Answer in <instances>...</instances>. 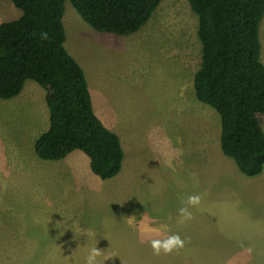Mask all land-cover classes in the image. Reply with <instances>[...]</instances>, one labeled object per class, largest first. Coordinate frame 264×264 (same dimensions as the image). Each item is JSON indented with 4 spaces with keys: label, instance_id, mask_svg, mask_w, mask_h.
Masks as SVG:
<instances>
[{
    "label": "rangeland",
    "instance_id": "1",
    "mask_svg": "<svg viewBox=\"0 0 264 264\" xmlns=\"http://www.w3.org/2000/svg\"><path fill=\"white\" fill-rule=\"evenodd\" d=\"M22 15L11 0H0V23L19 20ZM71 15L79 25L67 28L66 48L85 71L96 115L120 137L126 160L133 157L132 163L127 161L121 176L113 179L102 180L90 170V183L80 182L91 190L108 191L84 189L80 193L75 187L66 194L63 187L50 196H40L31 182H27L30 186L20 185L22 156L18 153L38 158L29 142L22 146V132L28 141L48 129L47 92L29 80L18 97L0 99V264H85L87 250L93 247L112 256L105 264H264V232L259 234L264 227V194L263 202L213 207L212 214L196 222L197 230L203 228L204 243L170 254L155 255L140 230L132 226L143 219L170 224L185 221L192 226L194 219L180 216L182 207L174 197L168 203L160 195L149 194L143 173L148 170L157 175L149 178L156 182L166 178L162 173L176 174V181L166 187L179 195L186 186L189 194L193 170L201 157L195 148L206 138V112L209 118L212 114L217 118L221 132L220 116L198 101L194 79L187 77L188 63L194 70L202 63L199 19L189 0H162L148 24L128 36L96 31L67 1L64 23ZM259 33L264 63V16ZM27 87H33V92L25 93ZM78 156L89 163L80 151L68 157ZM38 162L42 160L38 158ZM59 179L64 186L66 177ZM180 179L185 186L178 183ZM208 200L203 207L213 203ZM250 210L251 217H247ZM132 217L136 223H130ZM22 222L42 223L43 228L23 231ZM50 222L67 225L44 228ZM76 223L83 227H75ZM22 237L41 239L40 243H49L48 249L44 251L41 244L26 245L22 255ZM70 237L76 243L69 247ZM68 247L76 253L67 256ZM81 248L85 255L79 256Z\"/></svg>",
    "mask_w": 264,
    "mask_h": 264
},
{
    "label": "trees",
    "instance_id": "2",
    "mask_svg": "<svg viewBox=\"0 0 264 264\" xmlns=\"http://www.w3.org/2000/svg\"><path fill=\"white\" fill-rule=\"evenodd\" d=\"M11 1L23 15L0 24V99L18 97L29 80L38 83L47 92L50 127L35 143L37 156L60 161L80 151L94 175L115 178L125 152L96 115L85 71L66 48V2L96 31L128 36L148 24L162 0ZM189 2L202 45L196 97L220 116L223 154L247 177H258L264 172V0Z\"/></svg>",
    "mask_w": 264,
    "mask_h": 264
},
{
    "label": "crops",
    "instance_id": "3",
    "mask_svg": "<svg viewBox=\"0 0 264 264\" xmlns=\"http://www.w3.org/2000/svg\"><path fill=\"white\" fill-rule=\"evenodd\" d=\"M75 19L77 18L74 15H71L69 17V21L64 23L65 30H67L69 26L79 25V23ZM66 41H68L67 36H66ZM187 67L191 68V70L188 69L187 77L190 79V81H192V79H194L195 74L198 72L199 69L194 70L191 64L189 63ZM24 89H25V86H24ZM33 89H34L33 87H27L25 90V93H32ZM45 113H46V110H44L43 115ZM205 114H206L205 118L208 123H205L207 126L204 125L205 127H203V131H204V134L206 135V138L200 140L201 142H197L198 145L195 148L196 149L195 154L201 153L200 154L201 157L199 161L196 162L198 167L193 170L194 174H193V179L191 183V190L188 192L189 194H187L186 192V186L184 185V181L182 179H180L178 183L182 186H185L184 190L181 189L182 191H184V194H179V195L171 194L170 188L166 187L168 182L176 181L175 179L178 176L176 174L171 175L168 173H162L166 178L164 179L158 178L156 182L155 179L149 180V178L155 177L157 175H154V176L150 175L151 173L148 172V170L147 172L143 173L144 177L148 178L147 179V189L149 190V194H152L154 196L160 195L164 197V200H166L168 203H169V199L171 197H174L175 201L181 207H188L189 211L192 213V219H194V222L192 226L191 225L188 226L186 225V223H184L185 221L177 222V223L172 222L170 224V223H162L160 221L158 222V221L150 220V219H143L142 221L138 222L136 225L133 224L132 226H135L136 230H140L142 238L146 240V244H150V241L154 238L163 239L168 235L178 233L182 239H185L186 241L185 246H193V245L196 246V244L201 245L204 243L203 228H199L197 230L196 222L203 219L204 217L207 218L209 214H212L214 212L213 207H218L221 204L224 207L230 208L231 205L232 206L240 205L243 203V201L246 204L263 202L262 198L264 194V172L262 173V175L255 177V178L247 177L239 170V168H236L234 164H232L228 160L229 157L225 158L224 157L225 155L224 154H223L224 156L222 155L223 152L221 150V146H219L218 144V140L221 136V132H219V129L217 128V123L219 127V122L217 121V118L213 116V114L210 115V118L207 112ZM47 121H48V116L46 118V122ZM49 127H50V112H49ZM48 129L44 131V133L47 132ZM44 133L35 134L34 132L35 135L30 137L29 140L27 141V139L25 138V133L23 131L22 132V146L23 144L24 146H26L29 142V144H31V147L35 149L36 141ZM0 143H3L1 139H0ZM124 152H125V158H124L123 168L120 174L124 172V167L126 166L127 161L128 163L131 164L132 163L131 161L133 159L132 157V159L127 158L126 160L125 149H124ZM18 156L19 157L22 156V173L19 175L20 185H21V182L27 185H29L27 182H31L34 186V189L36 188V192L40 196H50L53 194V192H56V190L63 189V187L66 188L67 190L66 194L68 191H70V189H73L75 187L77 189V192H80V193L83 192L84 189H87L94 193H100V192H104L105 190H107V189H102V191L91 190L87 186L86 183L84 185L80 184V182H83L82 180L88 181L87 183H90V181L92 180L91 172H90L91 170L90 161L89 163H87L86 160L83 158V156H78L74 158L66 157L65 159L60 160V161L42 160V162H38V158H39L38 156H37L38 158H36L35 156L24 157L23 153L21 155L20 152L18 153ZM26 162H28V164ZM179 164H185V163L180 162ZM28 170L29 172H27ZM181 170H184V169L181 168ZM59 176L61 178L66 177V183L64 186L60 184ZM132 178H135V176H132ZM51 186L54 188L49 189V187ZM197 191H198V194H197ZM23 193L24 191L22 189V194ZM112 194L113 192H110L109 195H112ZM192 195H199L201 197V202L197 207H190L186 203L187 198ZM204 199L205 200L209 199L207 202L208 204H209V201H212V200H213V203L210 205H205L203 207L204 202H205ZM28 208L30 207H27L24 209H28ZM169 211L173 213L172 210H169ZM247 217H251V210ZM136 222L137 221L134 220V217H132L130 223H136ZM65 225H67V223L50 222V223H47L44 228L53 230V229H59L61 227H64ZM42 226H43L42 223L26 224L22 222L23 231L27 229L43 228ZM75 227L81 228L83 226H81V224L79 223H76ZM263 232H264V227L259 232V234ZM250 235L252 234L250 233ZM137 236L138 234L135 235V238ZM70 239H68L67 241V244L69 247L71 246V243H72V246H74V244L76 243L75 239H71V242H70ZM40 241L41 239L33 240V239H27V238L22 237V255H24L27 251V249L25 248L26 245L41 244L40 246L42 247V249L44 251L47 250L48 249L47 246H49V243L42 244L40 243ZM77 242H80V239H77ZM89 242L90 241L88 238V244ZM58 244H61V243L58 242ZM69 247L67 248V256L76 253L74 250H72L73 247L71 249H69ZM53 249L54 248H52L51 251ZM89 250L90 249L88 248L87 253H86L87 255L89 253ZM78 254L79 256L85 255L84 250L81 248ZM83 261H84V258H83Z\"/></svg>",
    "mask_w": 264,
    "mask_h": 264
},
{
    "label": "clouds",
    "instance_id": "4",
    "mask_svg": "<svg viewBox=\"0 0 264 264\" xmlns=\"http://www.w3.org/2000/svg\"><path fill=\"white\" fill-rule=\"evenodd\" d=\"M42 38H47V33L42 34ZM201 202L199 195H192L187 198V205L190 207H197ZM179 214L183 219H192V213L188 207H182L179 210ZM185 239H182L178 233L166 236L163 239L154 238L150 241L151 248L155 255H160L161 252L170 254L173 251H179L185 246ZM103 257V260L98 258ZM112 256H105L103 250L93 247L89 250L88 255L85 258V264H105V261Z\"/></svg>",
    "mask_w": 264,
    "mask_h": 264
}]
</instances>
